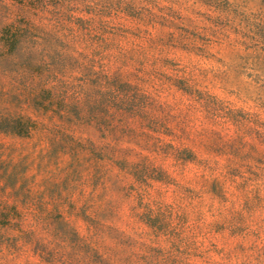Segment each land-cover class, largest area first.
<instances>
[{
  "label": "rangeland",
  "instance_id": "374dc122",
  "mask_svg": "<svg viewBox=\"0 0 264 264\" xmlns=\"http://www.w3.org/2000/svg\"><path fill=\"white\" fill-rule=\"evenodd\" d=\"M0 264H264V0H0Z\"/></svg>",
  "mask_w": 264,
  "mask_h": 264
}]
</instances>
